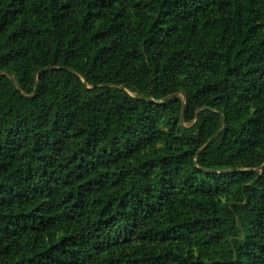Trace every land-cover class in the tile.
Segmentation results:
<instances>
[{
    "label": "trees",
    "instance_id": "16d2710c",
    "mask_svg": "<svg viewBox=\"0 0 264 264\" xmlns=\"http://www.w3.org/2000/svg\"><path fill=\"white\" fill-rule=\"evenodd\" d=\"M0 264H264V0H0Z\"/></svg>",
    "mask_w": 264,
    "mask_h": 264
},
{
    "label": "water",
    "instance_id": "95a60500",
    "mask_svg": "<svg viewBox=\"0 0 264 264\" xmlns=\"http://www.w3.org/2000/svg\"><path fill=\"white\" fill-rule=\"evenodd\" d=\"M224 122H225V120H224Z\"/></svg>",
    "mask_w": 264,
    "mask_h": 264
}]
</instances>
